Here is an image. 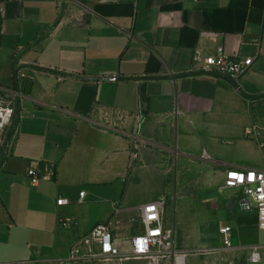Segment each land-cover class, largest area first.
Wrapping results in <instances>:
<instances>
[{"label": "crops", "instance_id": "1", "mask_svg": "<svg viewBox=\"0 0 264 264\" xmlns=\"http://www.w3.org/2000/svg\"><path fill=\"white\" fill-rule=\"evenodd\" d=\"M215 54L252 59L240 88L202 74ZM0 88L22 96L0 264H145L70 255L98 224L129 254L158 201L174 264L181 233L185 250L220 248L225 226L231 248L264 247L256 212L223 188L231 170H264V0H0Z\"/></svg>", "mask_w": 264, "mask_h": 264}, {"label": "built area", "instance_id": "2", "mask_svg": "<svg viewBox=\"0 0 264 264\" xmlns=\"http://www.w3.org/2000/svg\"><path fill=\"white\" fill-rule=\"evenodd\" d=\"M196 60V59H195ZM252 59L232 60L223 54L207 56L203 60L201 67L202 74L210 77L222 79L233 86L240 88L242 76L252 66ZM25 74L15 69L13 79L16 85L22 81ZM108 81H116V77L108 78ZM6 98H5V97ZM22 96L17 89L5 90L0 88V136L8 128L15 126L19 105ZM34 175L33 171L28 173ZM252 178L249 179L248 177ZM224 189L238 190L242 199L240 209L242 212H256L258 217V227L264 231V170H231L227 172L223 184ZM84 193H81L80 198ZM57 206L68 204L67 200H57ZM164 202H153L141 208V220L144 224L145 232L133 237L130 240L129 254L123 255L118 247L113 243L111 230L108 224H98L91 231L77 240L71 249V260L80 258L98 259H143L150 261L161 258L173 252V234L170 230H165L162 225V212ZM222 245L231 248L232 230L225 226L219 229ZM264 247L255 248L250 255L252 264H259L263 261L262 252Z\"/></svg>", "mask_w": 264, "mask_h": 264}, {"label": "rangeland", "instance_id": "3", "mask_svg": "<svg viewBox=\"0 0 264 264\" xmlns=\"http://www.w3.org/2000/svg\"><path fill=\"white\" fill-rule=\"evenodd\" d=\"M261 120L262 123H264V118H261ZM11 135L12 130L8 128L0 136V163L6 155L7 143ZM261 145L264 147V142H261ZM192 241L194 240L187 238V235L181 233L180 237L178 236V239H176L175 242L177 244L175 254L181 255L177 258H183V256H185L187 260L186 264H252L250 261L252 250L225 248L223 245L220 248L213 250H185L186 247H190L187 243H193ZM260 243L264 244V231L261 233ZM262 254L264 255V251ZM92 260H95L97 263L99 259L95 258ZM145 264H174V257L169 253L161 258H155L154 260L151 259L150 261L146 260ZM259 264H264V261Z\"/></svg>", "mask_w": 264, "mask_h": 264}, {"label": "snow or ice", "instance_id": "4", "mask_svg": "<svg viewBox=\"0 0 264 264\" xmlns=\"http://www.w3.org/2000/svg\"><path fill=\"white\" fill-rule=\"evenodd\" d=\"M248 178H249V179H251L252 177H251V176H249Z\"/></svg>", "mask_w": 264, "mask_h": 264}]
</instances>
